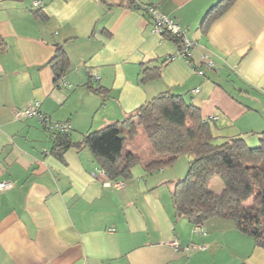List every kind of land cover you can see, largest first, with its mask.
<instances>
[{
  "label": "crops",
  "instance_id": "crops-1",
  "mask_svg": "<svg viewBox=\"0 0 264 264\" xmlns=\"http://www.w3.org/2000/svg\"><path fill=\"white\" fill-rule=\"evenodd\" d=\"M129 1L0 0V181L11 184L0 191V264H264V249L232 220L197 225L176 214L180 155L148 170L141 130L124 145L141 157L115 187L89 148L58 157L36 117H13L36 101L78 140L169 90L214 116L219 140L238 135L253 145L249 134L264 129V0L223 9L212 7L218 0ZM142 2L176 20L193 42L187 57L152 32ZM58 44L69 63L56 84L49 60ZM145 66L158 73L143 80Z\"/></svg>",
  "mask_w": 264,
  "mask_h": 264
},
{
  "label": "trees",
  "instance_id": "trees-1",
  "mask_svg": "<svg viewBox=\"0 0 264 264\" xmlns=\"http://www.w3.org/2000/svg\"><path fill=\"white\" fill-rule=\"evenodd\" d=\"M232 1L218 0L212 7L221 4L223 9ZM128 4L136 5L130 1ZM137 5L146 14L145 6L153 4L142 2ZM162 34L174 39L180 48L179 38L171 33ZM49 63L57 84L69 63L62 45L55 47ZM153 69L150 73L148 67H143L142 79L158 73L157 67ZM88 85L102 93L105 100L104 88L95 87L91 80ZM37 109L48 122L32 117H36L48 131L51 152L61 157L69 146H86L109 180L131 175V166L141 156L125 150L124 145L140 129L149 143L150 157L144 165L148 170L170 164L179 155L187 154V171L175 180L171 189L176 214L197 225L211 217L230 219L239 231L252 236L255 245L264 249V129L258 133L257 145H248L245 138L238 135L216 143L212 126L201 115L199 107L169 90L154 95L121 119L86 131L78 140L71 139L70 130L64 132L51 128L49 124L53 121L39 110L38 105ZM213 177L222 182L219 191L209 185Z\"/></svg>",
  "mask_w": 264,
  "mask_h": 264
},
{
  "label": "built area",
  "instance_id": "built-area-1",
  "mask_svg": "<svg viewBox=\"0 0 264 264\" xmlns=\"http://www.w3.org/2000/svg\"><path fill=\"white\" fill-rule=\"evenodd\" d=\"M144 12L150 16L151 19V30L152 32L162 34L163 32L171 33L176 38H179L181 41V46L178 49V53L183 56L187 57L190 54V47L192 46V41L186 37L183 30L180 28L178 23L175 19L172 17H169L168 15L160 12L156 6L154 5H146ZM205 65L211 67L213 65L212 59L207 58L205 61ZM196 72L199 74H202L201 69H196ZM38 102H33L28 104L27 106L23 108H17L13 111V117L19 118V117H32L36 116L39 119L48 122L47 118L43 117L41 113L37 109ZM214 116H209L206 120L214 119ZM51 128L59 129L61 131H69L70 130V124L68 122H60V121H53L49 124ZM100 173L106 178L105 173L102 169H100ZM113 186L120 187L123 182L121 180H113L111 181ZM10 182L8 181H0V191L10 187ZM173 245L178 246L176 241L171 242ZM204 245H200L199 248H203Z\"/></svg>",
  "mask_w": 264,
  "mask_h": 264
},
{
  "label": "rangeland",
  "instance_id": "rangeland-1",
  "mask_svg": "<svg viewBox=\"0 0 264 264\" xmlns=\"http://www.w3.org/2000/svg\"><path fill=\"white\" fill-rule=\"evenodd\" d=\"M141 130V129H140ZM141 132V134H142V136H145V134L143 133V131H140ZM251 137L252 136H254V138H256V142L253 144V145H257V143H258V135L257 134H249ZM139 139L140 140V138L139 137H135V139ZM220 139V137H218V136H216L215 135V138H214V142H216V143H219V142H221V140H219ZM223 140V139H222ZM188 155H186V154H181L180 156H179V158L175 161V167L176 166H178V164H182V169H183V171H182V176H184L185 175V173H186V171H187V166H188V157H187ZM221 180L218 178V177H213L211 180H210V183H209V185H210V187L213 189V190H215V191H219L221 188L219 187V184H220V186H221ZM248 203V202H247Z\"/></svg>",
  "mask_w": 264,
  "mask_h": 264
},
{
  "label": "water",
  "instance_id": "water-1",
  "mask_svg": "<svg viewBox=\"0 0 264 264\" xmlns=\"http://www.w3.org/2000/svg\"><path fill=\"white\" fill-rule=\"evenodd\" d=\"M124 136V134H121V137H123Z\"/></svg>",
  "mask_w": 264,
  "mask_h": 264
}]
</instances>
